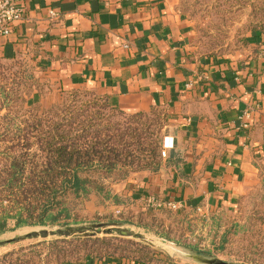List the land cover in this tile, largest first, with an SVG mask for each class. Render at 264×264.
Here are the masks:
<instances>
[{"label":"crops","instance_id":"1","mask_svg":"<svg viewBox=\"0 0 264 264\" xmlns=\"http://www.w3.org/2000/svg\"><path fill=\"white\" fill-rule=\"evenodd\" d=\"M182 1L19 0L24 20L0 36V55L27 63L53 92L88 89L126 113H166L172 165L135 174L123 200L235 208L264 177V32L248 35L246 57H201Z\"/></svg>","mask_w":264,"mask_h":264},{"label":"rangeland","instance_id":"2","mask_svg":"<svg viewBox=\"0 0 264 264\" xmlns=\"http://www.w3.org/2000/svg\"><path fill=\"white\" fill-rule=\"evenodd\" d=\"M182 5L193 23L192 47L201 57L213 59L246 57L244 47L248 43V35L253 31L264 32V0H183ZM248 52L251 51L248 50ZM3 58L8 62H4L5 64L0 62V87H6L10 96L8 101H5L0 95V133H3L7 127L15 125L21 117L30 118L34 108H39L42 112L60 106L69 107V111H72L71 108L81 112L89 106H94L96 109L92 110L93 112L100 111L108 117V125L116 127L122 124L131 128L129 131L123 130L124 142L127 144L138 142L137 135H140L141 141L149 138L157 140L161 149L164 147L166 138L170 136L169 119L161 109L153 108L143 112L141 116L137 115L138 113H126L122 110L121 113L123 112L124 115L102 110L97 106L102 105L104 95L88 89L53 92L35 74L33 75L36 82L26 79V76L21 74L24 68L16 63L17 57L10 54ZM12 79L15 81L12 82ZM34 93H37V96L32 98ZM8 108H10L9 114H7ZM7 115L9 116L6 117ZM149 141L145 142L149 143ZM142 149H144L143 146ZM164 160L162 158L163 163ZM142 172L148 171H130L126 179H123L122 174L115 173L103 181L112 193H116L123 199L124 187L137 185L130 180H133L135 174ZM96 179L101 181V175H96ZM111 204L97 196H92L83 202L72 201V210L78 216L80 224L68 228H81V230L72 232L70 235L94 234L93 237L103 238L106 237L102 233L103 229L110 227L136 234L143 240L120 235L109 237L131 239L148 245L155 250L154 264H170V262H173L172 264H202L187 255L219 259L228 263L264 264V177L261 179V187H256L235 208L215 209L209 212L203 209L186 208L173 210L169 207L153 209L143 203L136 205L135 201L124 198L122 204L118 206L121 213L117 214L114 205ZM121 221H128L132 225L109 226L110 222ZM13 226L14 222L11 221L10 227ZM146 226L147 228H144ZM43 229L49 228L27 227L10 231L0 235V242ZM70 235L23 239L6 244L0 247V258L8 252L43 241L71 239ZM163 236L168 239H164ZM113 245L123 249L119 250L115 256L104 259H121L132 263L131 258L121 256L140 255V252H136L135 248L129 245L120 242H115ZM192 248H196L202 254L192 251ZM84 263V260L73 262V264Z\"/></svg>","mask_w":264,"mask_h":264},{"label":"trees","instance_id":"3","mask_svg":"<svg viewBox=\"0 0 264 264\" xmlns=\"http://www.w3.org/2000/svg\"><path fill=\"white\" fill-rule=\"evenodd\" d=\"M3 57H0V62L5 64L8 61ZM16 63L24 68L21 74L26 79L36 82L27 63L19 58ZM8 92L6 87H0V95L5 101L10 96ZM102 99V105L97 108L121 113L110 105L107 96ZM94 109V106H89L79 112L57 106L41 112L34 108L30 118L21 117L15 125L0 133V235L27 227L78 226L80 222L72 210V201L83 202L92 196L116 206L124 201L106 187L104 179L115 173L126 179L130 171L157 173L163 164L172 165L170 153L163 163V148L160 149L157 140L141 141V136L137 135L138 142L127 144L123 130L131 128L122 124L116 127L108 125V117L100 111L93 112ZM7 110L9 114L10 108ZM147 140L149 143L145 142ZM142 146L144 149L141 150ZM96 175H101L102 180H97ZM11 221L14 222L12 228ZM127 225L132 224L128 221L109 223V226ZM93 236L71 234V239H55L22 247L4 254L0 264H73L80 260L87 262L90 258L103 260L123 249L113 245L115 242L140 252L139 256H121L131 258L132 264L155 262V250L141 242ZM191 250L202 254L196 248Z\"/></svg>","mask_w":264,"mask_h":264},{"label":"built area","instance_id":"4","mask_svg":"<svg viewBox=\"0 0 264 264\" xmlns=\"http://www.w3.org/2000/svg\"><path fill=\"white\" fill-rule=\"evenodd\" d=\"M24 14L25 9L19 4V0H0V36H10L14 27L24 20ZM49 14L52 18H57V13L55 11L51 10L49 11ZM245 116L246 120H248L249 115L245 114ZM244 127H248V123H245ZM171 149H173V144L168 145L166 139L162 149V158L167 159ZM143 204H145L148 208L153 209L169 207L173 210H179L182 208L178 202H165L156 196H149L145 198ZM120 210L121 209H117L116 213L120 214Z\"/></svg>","mask_w":264,"mask_h":264},{"label":"water","instance_id":"5","mask_svg":"<svg viewBox=\"0 0 264 264\" xmlns=\"http://www.w3.org/2000/svg\"><path fill=\"white\" fill-rule=\"evenodd\" d=\"M81 230V228L76 229V228H66V229H57V230H52L51 228L49 229H43V230H38V231H32L31 233L25 235V236H21L18 238H14L8 241H3L0 242V247L6 244H11L14 242H18L20 240L23 239H31V238H48V237H53V236H68L70 235V233L72 232H79ZM102 233L106 236H115V235H120V236H126V237H131V238H137L140 240H143L142 237L136 235V234H131V233H127L124 231H121L119 229L116 228H104ZM189 258L200 262L202 264H237V263H228V262H224L221 261L219 259H206L203 258L201 256L198 255H187Z\"/></svg>","mask_w":264,"mask_h":264}]
</instances>
